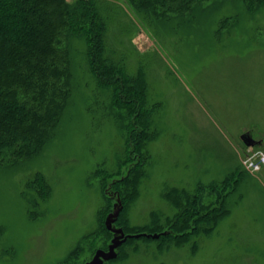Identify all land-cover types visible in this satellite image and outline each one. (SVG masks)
Here are the masks:
<instances>
[{
    "label": "rangeland",
    "instance_id": "1",
    "mask_svg": "<svg viewBox=\"0 0 264 264\" xmlns=\"http://www.w3.org/2000/svg\"><path fill=\"white\" fill-rule=\"evenodd\" d=\"M109 2L123 30L119 44L146 70L151 107L153 136L130 224L167 211L162 195L173 186L193 191L197 215L221 214L208 233L181 246L159 252L154 242H138L136 253L110 260L132 233L117 221L111 184L119 178L103 186L96 169L118 168L125 143L133 161L122 160L121 172L140 156L73 40V87L53 136L31 158L0 162V264H264V167L253 172L243 163L264 153V3L249 9L242 0H201L192 15L163 22ZM243 134L256 144L247 146ZM35 174L49 186L43 198L27 184ZM103 193L109 207L99 214Z\"/></svg>",
    "mask_w": 264,
    "mask_h": 264
},
{
    "label": "trees",
    "instance_id": "2",
    "mask_svg": "<svg viewBox=\"0 0 264 264\" xmlns=\"http://www.w3.org/2000/svg\"><path fill=\"white\" fill-rule=\"evenodd\" d=\"M121 1L138 16L166 22L185 13L192 15L201 0ZM242 1L249 9L264 3ZM122 33L117 9L109 0H0V162L7 155L13 160L31 158L53 136L73 87V40L82 43L87 72L99 88L108 90L112 116L121 129L126 128L127 142L140 156L137 164L121 172L122 160L133 161L128 159L125 143L118 168L96 169L103 186L110 178H119L111 184L120 202L117 221L123 233H132L120 241V253L111 261L136 253L138 242H154L159 252L181 246L208 233L221 214L197 215L193 191L173 186L162 195L167 211L153 209L146 223L130 224L128 212L146 174L144 150L153 133L146 70L125 43L119 44ZM27 184L42 198L49 189L41 174ZM103 201L99 214L109 207L104 193ZM196 247L192 246V252Z\"/></svg>",
    "mask_w": 264,
    "mask_h": 264
},
{
    "label": "built area",
    "instance_id": "3",
    "mask_svg": "<svg viewBox=\"0 0 264 264\" xmlns=\"http://www.w3.org/2000/svg\"><path fill=\"white\" fill-rule=\"evenodd\" d=\"M244 166L250 171H259L264 167V153L262 151L252 152L243 160Z\"/></svg>",
    "mask_w": 264,
    "mask_h": 264
},
{
    "label": "water",
    "instance_id": "4",
    "mask_svg": "<svg viewBox=\"0 0 264 264\" xmlns=\"http://www.w3.org/2000/svg\"><path fill=\"white\" fill-rule=\"evenodd\" d=\"M241 137H242L243 142L247 146H252V145L256 144V142H257L255 140H253L249 134H243Z\"/></svg>",
    "mask_w": 264,
    "mask_h": 264
}]
</instances>
